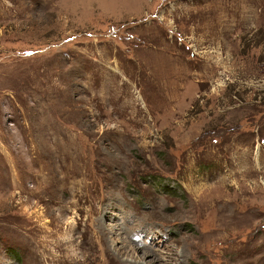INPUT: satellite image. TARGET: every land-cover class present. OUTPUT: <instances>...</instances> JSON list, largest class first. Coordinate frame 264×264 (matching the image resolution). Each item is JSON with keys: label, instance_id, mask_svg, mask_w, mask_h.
Returning <instances> with one entry per match:
<instances>
[{"label": "rangeland", "instance_id": "1", "mask_svg": "<svg viewBox=\"0 0 264 264\" xmlns=\"http://www.w3.org/2000/svg\"><path fill=\"white\" fill-rule=\"evenodd\" d=\"M0 264H264V0H0Z\"/></svg>", "mask_w": 264, "mask_h": 264}]
</instances>
